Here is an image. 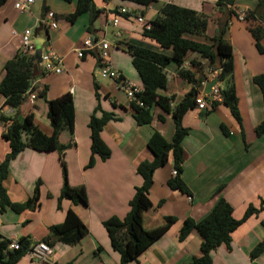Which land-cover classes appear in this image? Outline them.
I'll return each instance as SVG.
<instances>
[{"label": "crops", "instance_id": "crops-1", "mask_svg": "<svg viewBox=\"0 0 264 264\" xmlns=\"http://www.w3.org/2000/svg\"><path fill=\"white\" fill-rule=\"evenodd\" d=\"M217 1L155 0L153 5L145 9L123 0H94L97 8L104 10V14L94 22L91 31L88 30L90 14L81 16L75 23L66 20L65 17L75 10V1L37 0L31 11L21 12L14 8L12 0H8L0 8V82L4 77L5 65L21 51V35L28 29L33 31L35 49L41 48L43 54L54 53L64 60L61 74L45 73L42 67L39 68L41 72L36 78L37 89L45 91L46 99L38 98L37 94V99L30 103L26 98L19 112H16L5 106V99L0 95V111L8 119L33 124L42 133L51 136L53 128L48 119L47 100L70 93L75 107L74 132L62 131L59 142L69 146L64 154L69 185L83 186L88 198L86 206L75 205L66 199L59 203L64 185L59 153L45 154L26 149L16 156L10 162L7 178L2 183L9 201L24 204L35 196L37 190L38 200L35 208L22 212L10 207L5 211L0 208V239L19 241L26 238L31 246L44 243L51 227L62 224L69 210H73L89 230L88 236L74 246L61 242L54 244L53 253L47 260H33L27 254L18 264L121 263L119 254L111 247L103 223L111 217L123 219L127 216L136 189L143 184L137 172L138 166L154 160L148 148L152 134L158 131L171 142L175 124L170 114H163L159 108H155L152 123L138 125L125 94L117 91L112 81L104 83L95 76L99 65L96 55L84 54L79 58L76 51L82 48L87 38L105 35L107 40L111 36L114 43L124 42L123 46L136 45L170 56L171 50H163L144 38L135 21L122 19L117 26L110 23L107 30H103L107 23L118 16L115 10L119 8L132 10L136 15L152 20L165 3L195 10L207 15L209 20L216 21L212 31L208 24L205 38L192 37L200 42L211 43L219 35L220 26L227 23L224 40L233 48L234 84L244 138L230 110L220 102L214 103L213 107L209 103L207 110L195 107L184 116L182 125L188 134L182 142L184 163L181 178L190 194L175 191L169 186L168 181L170 177L173 178L175 169L170 155L168 164L155 172L153 186L143 196L147 206L143 213V227L146 230L159 228L168 217L176 218L177 222L130 264L192 263L200 256L203 239L194 231L181 242L179 234L183 223L187 219L202 221L220 199L231 205L236 220H241L249 207L256 209L257 213L232 234L229 248L222 245L212 254V264H264V252L256 258L251 256L252 250L264 241V134L257 136L255 132L264 119V109L261 92L253 83L255 76L264 74V65L257 64L261 61L256 62L251 51L253 37L248 24L240 17L242 13L253 10L256 1L236 0L234 6L222 11L215 8ZM232 9L236 14L230 17ZM48 12L57 15L58 29L45 26ZM232 18H237L240 23H233ZM256 26L264 33L263 23L256 22ZM261 43L264 47V39ZM121 48H114L112 52L110 50V64L126 80L142 88L131 56L125 52V47ZM165 73L168 77L167 89L158 93L163 97L174 96V108L193 89V85L178 75L175 64H171ZM204 74L206 78L198 88L199 96L209 95L216 84L224 87L220 75L208 76V70ZM98 106L101 112L112 113L115 117L102 132L111 156L106 161L96 156L94 166L86 168L92 156L89 121ZM159 115H164L166 122H161ZM222 126L227 128L228 135L223 132ZM5 133L0 126V164L10 153L9 144L4 139Z\"/></svg>", "mask_w": 264, "mask_h": 264}, {"label": "trees", "instance_id": "trees-1", "mask_svg": "<svg viewBox=\"0 0 264 264\" xmlns=\"http://www.w3.org/2000/svg\"><path fill=\"white\" fill-rule=\"evenodd\" d=\"M8 0H0V8ZM66 3L76 2L75 10L65 18L70 23H75L78 18L85 14H90L91 20L88 30L91 31L92 25L104 14L103 9L97 8L94 0H61ZM125 3L148 8L153 5L155 0H123ZM256 5L244 16V21L248 24L254 45L260 54L264 53L262 40L264 33L256 26V22L264 24V0H255ZM236 0H218L215 8L222 11L227 7H232ZM122 9V8H119ZM118 10L115 12L118 13ZM126 9V8H124ZM236 14L231 10L230 17ZM209 24V17L195 10L179 7L173 3H165L159 13L151 20L152 28L143 30L142 36L155 43L163 50H171L172 54L154 52L136 45L124 42H116L119 49L124 50L132 58V64L137 71L141 82L143 93L138 96L143 107L135 104L131 105L134 110V117L138 125H150L154 119L153 110L159 108L163 114H170L175 124V133L171 142L167 141L161 133L155 131L149 142L148 148L154 155L152 162H143L138 166L137 172L143 179L141 187L136 189L133 199L130 202V210L123 219L111 217L104 221V227L108 233L111 247L120 256V264H130L177 222L176 218H166V223L156 229L146 230L143 227V213L147 209L143 196L147 194L153 186L155 172L166 166L169 156L172 155L174 168L179 175L170 177L168 184L171 189L189 195V190L183 182L181 175L183 172V148L182 142L188 134V130L183 127L184 116L196 107V99L199 94L198 88L206 78L204 74L207 70H221L220 81L224 84L222 88V104L226 106L233 118L237 121L244 138V128L242 117L238 108V97L234 84V54L232 46L224 40L227 23L220 26L219 35L215 36L211 43L200 42L192 37H206ZM188 63L189 68L184 65ZM175 64L178 75L188 84L193 85V89L186 94L184 99L174 108L172 107L175 97H163L159 95L160 90H166L168 77L165 70ZM206 69V70H205ZM4 77L0 82V95L5 99V106L19 112L25 103V94L32 82L36 80L41 72L35 64L34 56L19 51L10 60L4 69ZM205 71V72H204ZM253 83L259 88L264 109V74L253 78ZM98 88V87H97ZM37 91V89H36ZM100 96H98L99 98ZM38 98L46 99L45 91L38 90ZM48 119L53 128V134L47 136L33 124H25L6 117L0 120L7 123V131L4 139L8 142L10 153L0 164V208L5 211L10 207L16 212L35 208L37 204V192L33 198L24 204H13L2 186L7 178L9 164L20 153L26 149H31L39 153L57 152L61 157V166L64 176V185L59 197L62 200H70L73 204L87 205L88 198L83 186L71 187L68 183L67 169L64 162V154L69 146H63L59 142L62 131L74 132L75 127V107L73 97L70 93L64 94L54 100H47ZM98 106L90 118L89 128L91 132V152L92 156L86 168H92L95 158L98 156L102 161H106L111 156V150L102 138L103 128L111 121L115 120L112 113L101 112ZM161 122H166L164 115H159ZM223 132L228 135V130L222 126ZM256 135L264 134V119L255 129ZM60 207V206H59ZM257 213L253 207H249L241 220L233 217V208L224 199H220L211 213L202 221L187 219L179 234V240H186L192 232H198L202 239L200 256L196 257L190 264H212V254L222 245L230 247L232 234L249 218ZM89 234L88 227L83 223L79 216L69 210L62 224L53 226L50 234L43 240L45 244L54 247V244L61 242L70 246L78 244ZM10 239H0V264H18L31 250V243L28 239L19 240L20 248L10 250ZM264 252V241L259 243L251 252L253 258L258 257ZM66 264H74L68 262Z\"/></svg>", "mask_w": 264, "mask_h": 264}, {"label": "built area", "instance_id": "built-area-1", "mask_svg": "<svg viewBox=\"0 0 264 264\" xmlns=\"http://www.w3.org/2000/svg\"><path fill=\"white\" fill-rule=\"evenodd\" d=\"M14 8L21 12H29L37 3V0H12ZM246 13H242L240 16L241 19H244ZM122 19H128L135 21L138 27L143 30H150L152 28L151 20H147L145 16L136 15L135 12L128 9H119L118 16L112 20V22L107 23L103 30L104 32L107 30L110 23L113 26H117ZM45 26L49 27L50 29H58V20L57 15L54 12H48L46 14V18L44 21ZM113 45L109 40L106 39V36L103 35L99 38H87L83 42V46L80 50H77V56L82 58L84 54H93L99 59V65L97 70L95 71V76L101 79H107L112 81L115 84V89L125 94L127 99L130 102V105L135 104L137 106L143 107V103L141 102L138 96L143 93V89L134 85L130 81L126 80L122 74L115 69L109 61L110 58V50L112 49ZM21 51L34 55L35 53V46L33 42V31L28 29L21 35ZM64 60L63 58L58 57L54 53L50 54H43L42 57V68L45 73H56L61 74L64 71ZM190 66L188 63L184 65L185 69H188ZM221 74V70H208V76H216L218 77ZM205 81H203L204 83ZM203 83L201 85H203ZM37 84L38 81L34 80L25 94L27 101L33 103L37 99ZM37 89V91H36ZM222 102V94H221V87L219 84H216L211 89V93L204 94L197 96L196 99V106L200 110H207L209 108V103H211L212 107L214 103ZM3 117V111H0V118ZM0 126L4 131L7 130V123L0 120ZM172 176H178V172L175 169L172 172ZM191 201V198L189 197ZM20 248V244L18 240H12L11 244L9 245L10 250H17ZM53 253L51 247H49L45 243H39L38 245H34L31 247L28 255L31 259H41L47 260Z\"/></svg>", "mask_w": 264, "mask_h": 264}, {"label": "rangeland", "instance_id": "rangeland-1", "mask_svg": "<svg viewBox=\"0 0 264 264\" xmlns=\"http://www.w3.org/2000/svg\"><path fill=\"white\" fill-rule=\"evenodd\" d=\"M210 7H211V5L208 6V8H210ZM232 22H233V23H240V21H239L237 18H232ZM214 24H216V21L210 19V20H209V26H210L211 31H212V29H213V27H214ZM217 24H218V21H217ZM209 33H211L210 30H209ZM227 37H228V36H227ZM227 37H226V38H227ZM109 40H110L111 44L114 45V48H116V47H115L116 44L114 43L115 41H113V39H112L111 36H109ZM114 48L111 50V52L115 50ZM119 51H120V50H118V52H119ZM251 51H252V53H253V56L256 57V62H258L259 60L261 61V62H259V63H257V64L264 65V54H260V53L257 51V49L255 48L254 45H253V48L251 49ZM247 58L250 59L249 56H247ZM135 71H136V70H135ZM136 73H137V71H136ZM137 75H138V73H137ZM100 81H101V82H104V83H107V81H109V80H107V79H101V78H100ZM37 94H38V91H37Z\"/></svg>", "mask_w": 264, "mask_h": 264}, {"label": "water", "instance_id": "water-1", "mask_svg": "<svg viewBox=\"0 0 264 264\" xmlns=\"http://www.w3.org/2000/svg\"><path fill=\"white\" fill-rule=\"evenodd\" d=\"M44 50L43 49H36L34 54L35 64L40 68L42 64V57H43ZM223 88V85H221Z\"/></svg>", "mask_w": 264, "mask_h": 264}, {"label": "clouds", "instance_id": "clouds-1", "mask_svg": "<svg viewBox=\"0 0 264 264\" xmlns=\"http://www.w3.org/2000/svg\"><path fill=\"white\" fill-rule=\"evenodd\" d=\"M134 12V11H133ZM138 15V14H137ZM116 44V43H115ZM113 47H114V45H113ZM116 48H117V46H115ZM36 50V49H35ZM35 54V53H34ZM34 56V55H33ZM98 59V58H97ZM98 61H99V59H98ZM42 65V64H41ZM42 67V66H41ZM222 89V88H221ZM220 103H222V102H220ZM197 107V106H196ZM3 117H4V115H3ZM7 131V130H6ZM5 131V132H6ZM175 170V169H174ZM177 170V169H176ZM178 172V171H177ZM178 175H179V173H178ZM177 177V176H176ZM50 247V246H49Z\"/></svg>", "mask_w": 264, "mask_h": 264}]
</instances>
